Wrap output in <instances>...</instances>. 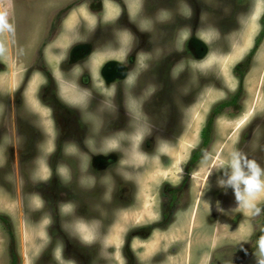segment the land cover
I'll use <instances>...</instances> for the list:
<instances>
[{"label": "rangeland", "instance_id": "rangeland-1", "mask_svg": "<svg viewBox=\"0 0 264 264\" xmlns=\"http://www.w3.org/2000/svg\"><path fill=\"white\" fill-rule=\"evenodd\" d=\"M263 15L264 0H0V213L18 264H258ZM112 61L126 73L108 82ZM235 154L258 189L219 186ZM11 239L0 223V264Z\"/></svg>", "mask_w": 264, "mask_h": 264}, {"label": "trees", "instance_id": "trees-1", "mask_svg": "<svg viewBox=\"0 0 264 264\" xmlns=\"http://www.w3.org/2000/svg\"><path fill=\"white\" fill-rule=\"evenodd\" d=\"M260 34H264V24H263V29L260 32ZM260 41L256 42V44H258ZM255 48L249 53V58L247 59V61L241 65H237L234 69L235 73L237 74V76L239 77L240 82L243 80L245 73L247 71V69L249 68L250 65V59L253 56V52H254ZM238 101V95H234L231 99L229 100H225L220 102L219 104H217L213 110H212V115L211 117L206 121L205 125L203 126V128L201 129L200 132V137H201V146L200 148H198L192 155L191 157V162L193 164H195L197 161H199V159L201 158V156L204 153L205 148L209 145V143L211 142V140L213 139V120H214V116H217L221 113H223L227 108H229L230 106H234V104H236ZM0 223L3 227V229L10 233L12 236V239L10 241V245L8 247V254H9V262L8 264H18V255L16 253V247H15V238H14V233L13 230L11 228L10 225V220L9 217L4 214V213H0ZM259 244V241H258ZM254 251L252 248H247V249H243V256H245L246 254L250 253ZM234 252H240V250H235ZM227 251H220L218 253V255H220V257H218V259H216V262H214L215 264H229V263H233V264H239L240 263V259L239 260H235V261H228V255H227ZM224 254V258L221 257V255ZM227 256V259H226ZM225 259L227 261H225ZM218 261H220L218 263Z\"/></svg>", "mask_w": 264, "mask_h": 264}, {"label": "clouds", "instance_id": "clouds-1", "mask_svg": "<svg viewBox=\"0 0 264 264\" xmlns=\"http://www.w3.org/2000/svg\"><path fill=\"white\" fill-rule=\"evenodd\" d=\"M229 168L230 172L226 174L225 179L219 181V186L231 187L235 195L241 185H244L246 190L258 189L260 170L253 162H249L239 154H235L230 161ZM259 248L260 252L264 254V238L260 239Z\"/></svg>", "mask_w": 264, "mask_h": 264}, {"label": "water", "instance_id": "water-1", "mask_svg": "<svg viewBox=\"0 0 264 264\" xmlns=\"http://www.w3.org/2000/svg\"><path fill=\"white\" fill-rule=\"evenodd\" d=\"M196 42V41H195ZM102 76L106 81H112L115 77L124 76L126 68L120 62L112 61L107 63L102 69Z\"/></svg>", "mask_w": 264, "mask_h": 264}, {"label": "crops", "instance_id": "crops-1", "mask_svg": "<svg viewBox=\"0 0 264 264\" xmlns=\"http://www.w3.org/2000/svg\"><path fill=\"white\" fill-rule=\"evenodd\" d=\"M258 253H259V252H258ZM260 254H262V253L260 252ZM261 260H262V261H261ZM262 262H264V254H262V258L259 259L258 264H262Z\"/></svg>", "mask_w": 264, "mask_h": 264}, {"label": "flooded vegetation", "instance_id": "flooded-vegetation-1", "mask_svg": "<svg viewBox=\"0 0 264 264\" xmlns=\"http://www.w3.org/2000/svg\"><path fill=\"white\" fill-rule=\"evenodd\" d=\"M260 22L262 23L261 25H262V29H263V24H264V15L260 18ZM118 77V76H117ZM230 107H232V106H230Z\"/></svg>", "mask_w": 264, "mask_h": 264}]
</instances>
